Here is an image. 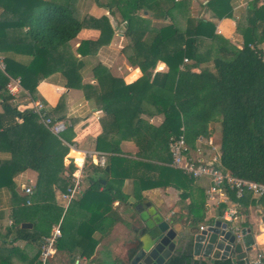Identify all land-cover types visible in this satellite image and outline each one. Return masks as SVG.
Listing matches in <instances>:
<instances>
[{"label": "trees", "instance_id": "trees-1", "mask_svg": "<svg viewBox=\"0 0 264 264\" xmlns=\"http://www.w3.org/2000/svg\"><path fill=\"white\" fill-rule=\"evenodd\" d=\"M92 1L108 7L110 14L114 9L120 12L137 54L132 62L141 71L134 82L124 84L97 61L90 67L95 84L81 83L85 65L69 52L68 43L81 28L93 26L99 30L98 38L81 40L75 52L81 57L94 56L112 35L105 17L79 16L73 0H0L4 63L0 70V152L8 156L0 159V189L9 194L10 228L17 233L13 240L40 244L52 227L59 225L54 247L66 255L64 259L58 256L60 264H72L74 255L90 262L100 239L121 220L112 203L132 200L129 204L134 206L143 200L144 190L172 187L179 191L180 200L190 198L187 220L197 227L203 219V197L192 196L196 179L170 165L167 142L171 136L183 132L189 139L198 135L206 138L209 125L218 123L222 168L239 178L264 181V53L257 46L264 40V0H245L239 11L235 28L241 35L240 47L216 33L213 22L190 16L187 0ZM203 6L214 18L233 16V0H207ZM139 10H148L152 18L167 16L168 23L150 25L149 18L136 16ZM197 37L210 41V66L195 72L193 68L204 60L196 52ZM21 47L27 55L20 54ZM157 60L164 63L165 72L148 70ZM54 72L65 77V87L82 89L86 98H92L103 111L98 118L101 130L112 134L109 141L95 138V150L106 153L107 170L85 162V188L65 209L56 204L54 193H65L69 186L73 165H64L63 158L72 131L65 127L52 134L36 113L16 108L5 87L9 78L18 79L23 96L38 100L37 83ZM61 102L60 97L55 111ZM144 115H161L162 119L156 125ZM123 140L136 146L133 156L120 150ZM75 158L80 164L81 156L76 153ZM26 169L34 171L36 178L31 194L21 196L15 191L13 178ZM125 179L131 184L127 194L121 191ZM226 193L242 207L261 205L264 214V195L253 197L245 191L235 198L232 190L226 189ZM21 222H30L31 228L20 229ZM37 255L28 257L15 246L0 245V264H39ZM162 264L233 263L228 257L193 256L187 243ZM236 264L244 263L238 260Z\"/></svg>", "mask_w": 264, "mask_h": 264}, {"label": "crops", "instance_id": "crops-1", "mask_svg": "<svg viewBox=\"0 0 264 264\" xmlns=\"http://www.w3.org/2000/svg\"><path fill=\"white\" fill-rule=\"evenodd\" d=\"M106 1V0H104ZM188 1V14L192 17H201L205 20H209L214 23L215 32L226 38L231 44L236 47H240L241 35L236 32L235 28V18L238 16L239 11L244 7L245 0H233V16L232 18H221L217 19L212 17L209 10L205 9L203 4L207 0H187ZM72 7L74 11L79 15L92 16L95 19L100 17H105L110 29L112 30V35L108 44L100 46L94 56L81 57L75 52V48L78 46L81 40H95L99 36V30L93 26L81 28L76 36L72 38L67 46L70 53L74 54L76 57L81 58L84 62V67L82 68V84L94 85L95 80L93 79L90 67L95 62H100L104 65L112 76L117 77L122 80L124 84H129L134 82L141 76V71L136 63L132 62L135 59L136 52L132 49L131 37L125 33V22L122 20L120 12L114 9L113 14L109 13L108 7L99 6L92 0H73ZM106 3H102L104 5ZM136 16L143 18H149V24L163 25L168 23V18H152L150 17V12L148 10H139L136 12ZM145 37V36H144ZM143 37V39H144ZM196 46L197 53H200L204 60L198 64V68H193V71H198L197 69L201 67L210 66V61L207 59L209 56V44L210 41L207 38L197 37ZM257 46L264 53V40L257 44ZM21 55H27L25 48L21 47ZM137 56V54H136ZM182 66H179L181 69ZM151 70L154 72H165L167 70L166 66L160 60L155 62V65ZM65 77L60 72H54L49 74L45 79L40 80L36 85V90L38 92L39 101L43 103L49 115L57 120L64 123L65 127H69L72 131V136L70 137L68 143V152L63 158V164H72L73 168L76 165L75 154L80 155L82 150L95 151L97 153L105 152L95 150V138L103 139L104 141H109L112 134L103 132L98 123V118L102 116L103 111L95 106L92 98H86L82 89L78 88H68L65 87ZM20 94L23 96L22 92L18 93L12 99V104L16 106L18 110H22V105L30 102L28 97L23 96L25 103H20L18 96ZM62 99L61 106L56 111L54 107L58 103L59 99ZM1 111V106H0ZM149 122L154 124H159L161 122V115L145 116ZM19 121V120H17ZM120 150L123 154L127 156H133L137 151L136 146L133 142L123 140L119 144ZM7 154L0 152V159L7 158ZM75 159V161H74ZM78 163V160H77ZM83 173V172H82ZM90 173V172H89ZM36 178V173L30 169H26L16 176H14L13 181L15 184V191L18 195H26L24 193V187H30L34 184ZM208 186V180L206 178H197L192 184V196L203 197L202 203V213L203 219L197 224L207 226L213 223L215 220H219V209L214 206V199H208L206 196V189ZM82 188H85V183L83 182ZM82 189V190H83ZM131 184L129 179H125L121 185V191L123 194L130 192ZM143 199L148 200L156 210L163 216L168 217L177 229H184L191 227L187 220V208L186 205L190 198L185 200L179 199V191L172 187L164 188H152L144 190L141 192ZM9 194L6 190L0 189V245L15 246L21 249L28 257H32L38 253L39 244L36 242H27L25 240L17 239L13 240L17 233L14 229H11V217H10V207L8 205ZM54 198L56 204L62 208L67 207L66 200L63 198L62 193L55 191ZM217 197L215 196V199ZM132 200L126 202L118 203L114 201L112 203V208L120 216L121 220H118L111 228L109 234L100 239V242L95 248L93 255L91 256L90 263L95 264V255L97 249L102 245H106L107 239L111 234L123 231L131 232V236H126L125 234L120 235L118 240H113L110 243L111 251V263L120 262L124 263L126 259V252L130 243L127 244L123 249L121 248V243L125 242L126 239L130 237V241L134 239V230L141 226V221L137 216V212L134 206H131ZM260 211L263 214V208L261 205L242 207L240 210V215L238 217V224L242 225L246 223V226L253 225L256 226L259 223V217L256 215V211ZM210 221V223H209ZM196 227V226H194ZM133 234V236H132ZM126 236V237H125ZM114 236H112L113 238ZM42 241V239H41ZM40 241V242H41ZM39 242V243H40ZM129 242V241H128ZM127 242V243H128ZM252 253V252H251ZM264 254V250L262 251ZM255 255L256 252L253 251ZM250 255V254H249ZM58 256L61 259L66 258L63 253H58L55 250L54 254L49 260V264H60L57 261ZM125 256L123 258H119ZM255 258V256H254ZM253 258V259H254ZM38 259V255H37ZM250 259V258H249ZM62 262V261H61Z\"/></svg>", "mask_w": 264, "mask_h": 264}, {"label": "built area", "instance_id": "built-area-1", "mask_svg": "<svg viewBox=\"0 0 264 264\" xmlns=\"http://www.w3.org/2000/svg\"><path fill=\"white\" fill-rule=\"evenodd\" d=\"M183 58V62H187ZM4 68L3 58L0 53V70ZM7 92L13 97L22 92V88L18 83V79L9 78L6 85ZM36 113L39 121L54 135L59 134L65 128L62 121L52 118L47 112L43 103L39 100H30L24 106ZM24 109V108H23ZM198 135L194 139H189L183 132L177 136L168 138L167 147L170 153V165L181 170V172L191 178H206L208 186L206 189V196L208 199H214V206L219 209V220L226 223L225 229L229 230L234 235L235 239H239V224L238 217L242 206L237 202L231 200L226 189L234 192L235 198L241 197L243 192L248 191L253 197H260L264 195V181L255 182L231 175L227 170H224L220 163V151L216 149L217 146L213 144L210 137ZM192 140V141H191ZM200 143L207 144L212 152L206 158L202 156ZM193 151V154H191ZM81 163L74 166L69 173V186L65 193H62L63 198L68 203L75 199L82 191L83 173L82 166L85 162L93 163L95 165L104 167L105 154L97 153L90 150H82L80 152ZM75 161V159H74ZM30 187H24V193L31 194ZM215 196L217 197L215 199ZM65 209V208H64ZM212 224V223H210ZM206 226L199 225L198 229H203ZM59 225L52 227L48 236L43 237L39 244L38 262L39 264H49V260L55 252L54 243L59 237ZM263 254L256 253L254 259H249L248 264H256ZM72 264H91L85 257L76 255L73 257Z\"/></svg>", "mask_w": 264, "mask_h": 264}, {"label": "water", "instance_id": "water-1", "mask_svg": "<svg viewBox=\"0 0 264 264\" xmlns=\"http://www.w3.org/2000/svg\"><path fill=\"white\" fill-rule=\"evenodd\" d=\"M107 165L104 169L107 170ZM103 184L104 180L98 179ZM141 226L134 230V242L130 250L127 264H162L171 254L187 243L191 254L196 257H209L211 259L230 258L233 264L242 260L249 262L251 251L263 254L264 250V216L256 211L259 223L256 226H241L239 239H235L226 223L215 220L203 229L188 227L177 229L173 222L159 213L146 199L134 205ZM20 229H30V222H21ZM114 264H122L115 262ZM256 264H264L261 258Z\"/></svg>", "mask_w": 264, "mask_h": 264}, {"label": "rangeland", "instance_id": "rangeland-1", "mask_svg": "<svg viewBox=\"0 0 264 264\" xmlns=\"http://www.w3.org/2000/svg\"><path fill=\"white\" fill-rule=\"evenodd\" d=\"M236 19H237V17L235 18V20ZM17 98H18V100L20 101L21 104L22 103H25L24 97L21 94ZM25 105L26 104L22 105L21 108H25L24 107ZM209 131H210V133H209V136L208 137H210L212 139L213 144L217 146L216 149L218 150V148H219V125H218V123H213V124L209 125ZM208 137H206L204 139H207ZM200 148L202 150V156L204 158H206L208 156V154L213 151V150H211V148L207 144H203V143H200ZM191 154H193V151H191ZM82 185H83V181H82ZM122 234L123 235L125 234L126 236H131V232H128L127 233L126 231H123V233L116 232V233L111 234V236L109 237V239H107V242H106L107 244L105 246L104 245L103 246L101 245L97 249L96 255H95V258H96L95 264H109L111 262V251L109 250L110 249V243L113 240H115V241L118 240V238ZM112 236H114V237L112 238ZM132 236H133V234H132ZM132 242H133V240L130 241V237H129L128 239H126L125 242H122L120 246L123 249L127 244L132 243ZM107 247H109V249ZM251 252H250L249 258L250 259H253L255 255L253 254V251H251ZM74 256H76V255H74ZM124 257L125 256H122V257H119V258H123L124 259Z\"/></svg>", "mask_w": 264, "mask_h": 264}, {"label": "flooded vegetation", "instance_id": "flooded-vegetation-1", "mask_svg": "<svg viewBox=\"0 0 264 264\" xmlns=\"http://www.w3.org/2000/svg\"><path fill=\"white\" fill-rule=\"evenodd\" d=\"M133 246H130V247H128V251L126 252V259H125V261H124V263L123 264H127V262H128V258H129V252H130V250L129 249H131Z\"/></svg>", "mask_w": 264, "mask_h": 264}]
</instances>
